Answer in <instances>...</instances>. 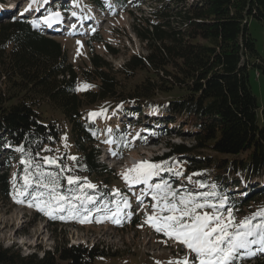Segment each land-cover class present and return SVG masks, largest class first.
<instances>
[{
  "label": "trees",
  "instance_id": "obj_1",
  "mask_svg": "<svg viewBox=\"0 0 264 264\" xmlns=\"http://www.w3.org/2000/svg\"><path fill=\"white\" fill-rule=\"evenodd\" d=\"M5 1L10 0L0 3ZM130 1L114 0L122 12ZM97 3L102 6L101 1ZM252 19L264 28V0H159L149 16L134 26L145 44V54L130 55L116 70L103 57L92 54L81 71L59 41L33 29L25 18L1 20L0 201H8L15 189L21 188L24 165L20 160L31 155L40 163L43 157L57 158L72 170L64 175L79 176L81 182L96 186L94 192L88 191L97 197V205L109 203L114 208L111 201L118 197L111 195L115 189L106 186L122 178L116 169L99 167L95 153L105 146L118 160L136 141L144 142L141 131L145 128L139 134L131 130L135 126L131 123H138L143 115L157 131L175 130L179 123V131H191L194 140L192 148L171 145L173 153L157 158L158 164L166 162L165 168L172 170L154 178L153 183L166 180L180 191L215 192L216 197H210L214 202L227 197L226 205L235 218L255 208L264 209L261 185L251 183L248 193L244 191V196L236 199L239 182L264 179V108L260 120L261 107L250 81L252 70L256 76H264V55L250 32ZM85 44L90 50L105 41L97 31ZM83 85L90 87L78 91ZM149 109L163 116H147ZM93 111L101 114L91 117ZM119 112L128 116L121 123L117 121ZM131 137L135 138L132 143ZM64 144L71 146L72 152L65 150ZM19 147L24 153L16 150ZM1 150L5 154L1 155ZM204 151L210 155L202 154ZM44 168L59 172L54 166ZM176 171H184V175L178 177ZM102 179L106 182L103 190L109 192L96 184ZM200 183L205 187L200 188ZM61 185V190L67 191L66 180ZM132 186L122 190L131 195V207L138 203V196L147 199L138 185ZM22 199L30 202V198ZM149 201L145 200L148 207ZM61 216L75 225L83 219L66 212L49 219L59 225ZM92 216L96 221L104 213L93 212ZM127 222L133 227L139 224L136 218L129 217ZM106 255L117 254L96 245L63 243L42 256L25 255L0 243V264H100L98 259ZM252 264H264V260Z\"/></svg>",
  "mask_w": 264,
  "mask_h": 264
},
{
  "label": "rangeland",
  "instance_id": "obj_2",
  "mask_svg": "<svg viewBox=\"0 0 264 264\" xmlns=\"http://www.w3.org/2000/svg\"><path fill=\"white\" fill-rule=\"evenodd\" d=\"M16 1L14 5L10 4L9 7H11L13 14L18 13L17 17L21 16L20 11H22V7L31 5L35 2V0ZM133 1L128 4V9L125 12L117 11L115 13L110 10L114 0L105 1V8L102 9L107 11H102V13L98 12L93 6L92 9L95 12L94 17L97 19L98 24L92 26L90 31H87V34L83 33L82 36L68 37L66 34L70 31H68V33L64 32L59 36H55V34L51 35L50 33L46 35L59 41L63 50L67 51L71 62L78 71L87 67L90 63L92 54L103 57L111 64V67L116 70L124 65L130 55H143L146 53L145 44L138 37L134 26L140 24L139 19L149 16V13L155 9L159 0ZM80 3L82 6L81 0ZM28 16L32 17V15ZM37 19L43 22V16ZM1 20L2 22L8 21L9 17H4L0 19V21ZM33 21L34 20H32L31 23H35ZM53 23L56 24V21ZM78 23L79 22H75V24H73L72 22L69 23V25L71 27H76ZM141 27L143 28V25ZM76 28H80V26ZM95 30L101 32L105 45H96L93 49L89 50L85 42L88 40L87 37ZM250 32L256 40L259 52L264 55V28L262 24L252 19L250 21ZM250 76L252 90L257 96L261 107L258 112L259 119L261 120V112L264 108V76H256L253 70ZM103 105L104 104H101L100 107H103ZM57 117L62 122V125H64L62 114L57 112ZM123 117L126 119L128 116L123 112H119L117 121L119 123L122 122ZM139 118L140 120L138 123H131L135 125L131 127L132 131H137L139 134V131L144 128V130H155L149 131L148 133H150V135L145 133L144 142L141 140L136 141L137 143L134 145V148L130 152H125L123 157L116 161V167L114 169L118 171L117 175L120 178H122V173L127 172L128 169L138 165L142 161L158 164L157 158H163L167 154L173 153V151H171V145L181 144L185 145L186 148H192L194 146L192 132L186 130L179 131V123H176L174 127L175 130L172 129L169 132L159 130V132H157V126L149 125V123L152 122L150 119L143 115L139 116ZM142 132L143 131H141V133ZM134 140L135 138L133 137L129 138L130 143L134 142ZM68 141L69 139L66 137L65 142L69 143ZM63 147L68 152H72V148L68 144H64ZM202 154L210 155L207 151L202 152ZM95 156L96 163L99 167L111 169L110 167H112L114 162H111V160H113L112 156L106 148L101 146L98 152L95 153ZM160 164L165 168L166 163ZM190 164H193L192 161H190ZM184 168H186V166H184ZM0 170H2V167ZM14 170L15 168L12 167L10 172L12 178V171ZM166 172L168 171L161 172V174ZM181 173L182 175L178 177L184 175V171ZM99 183L102 184L100 187L101 190L106 191L103 190V187L106 186V182L102 179L96 184ZM238 185L242 187L243 184L239 182ZM106 187L118 190L128 201L132 198L129 193L127 194L122 191L123 189L127 190L129 187L123 178L120 182H113ZM137 188L142 190V194L146 191L145 186L140 185ZM14 195L15 193L11 195L8 201H0V243L5 247H15L21 250L25 255L37 253L39 256H42L45 251L53 250L56 246L62 245L63 243H68V245L82 244L84 246L96 245L100 248H104L105 251H109L110 254H117L106 255L99 258L98 262L100 264H157V262H159V264H169V261L177 260L184 255L176 242L167 239L163 234L157 233L149 224L145 223L146 215H152L151 206L148 207V205L145 204L146 198L142 199L144 201L143 205L138 203L132 208L129 207L125 209L119 217V224L113 223L112 219L104 218V216L103 218L102 216H98L96 221L93 220L94 216H92V218L89 216L88 219L83 222L87 224L81 222L76 225L75 223L70 224L66 222L67 220L65 217L62 219L63 222H59V225H53L49 219V215H45L44 212L38 210L36 207H30L29 203H17L13 198ZM238 196L237 194L236 197L238 198ZM146 197L151 200L152 204L155 203L151 199V196L147 195ZM254 211H257V208L252 211H247V213L252 212L253 214ZM247 213H240L236 220L240 221L248 217V215H246ZM129 217L136 218L139 224L134 227L131 226L127 222ZM245 258L246 257L243 259L245 260ZM251 258V263H253L254 257L251 256Z\"/></svg>",
  "mask_w": 264,
  "mask_h": 264
},
{
  "label": "snow or ice",
  "instance_id": "obj_3",
  "mask_svg": "<svg viewBox=\"0 0 264 264\" xmlns=\"http://www.w3.org/2000/svg\"><path fill=\"white\" fill-rule=\"evenodd\" d=\"M43 2L47 4L48 0ZM60 19L59 12H52L43 18V22L51 26L54 21L58 22ZM88 87L90 86L83 85L77 90H85ZM100 114L93 112L89 115L96 117ZM16 150L21 153L25 151L23 147ZM41 159L42 163L37 162L31 155H25L20 160L24 165L23 184L21 188L15 189L13 198L17 203L25 202L22 198H30V207H36L53 218L54 214L66 212L69 216H83L80 220L83 223L93 212H103L104 218L112 219L113 223H120L119 217L130 205L128 199L118 190L111 193L112 196L118 197L111 201V204L115 205L114 208L109 203L97 205V197L89 195L88 191H95L94 184L87 180L81 182V178L76 175H64L72 170L58 163L57 158ZM68 159L75 161L77 158ZM44 165L54 166L59 172L46 171ZM166 170L172 169L142 161L121 175L129 187L144 185L147 188L144 194L150 195L155 202L151 205L152 215H146L145 223L157 233L180 244L185 250L181 258L169 261V264H238L245 255L250 257L255 254L253 246L264 252V209L237 221L233 209L226 205L227 197H221L214 202L210 197H216L215 192L180 191L174 189L166 180L152 182ZM175 174L182 175L179 171ZM62 180H66L69 186L67 191L61 190ZM13 183L15 186V178ZM199 187L204 188L205 185L200 183ZM137 200L143 205L141 198L137 197ZM89 205L95 207L89 208Z\"/></svg>",
  "mask_w": 264,
  "mask_h": 264
},
{
  "label": "bare ground",
  "instance_id": "obj_4",
  "mask_svg": "<svg viewBox=\"0 0 264 264\" xmlns=\"http://www.w3.org/2000/svg\"><path fill=\"white\" fill-rule=\"evenodd\" d=\"M116 163V162H115ZM115 163H113V164H115Z\"/></svg>",
  "mask_w": 264,
  "mask_h": 264
}]
</instances>
